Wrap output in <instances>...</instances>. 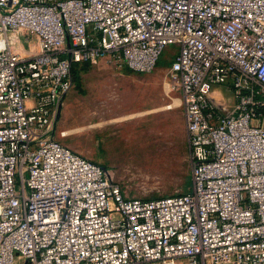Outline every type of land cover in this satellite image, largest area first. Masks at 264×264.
<instances>
[{"label": "built area", "instance_id": "2783aa9c", "mask_svg": "<svg viewBox=\"0 0 264 264\" xmlns=\"http://www.w3.org/2000/svg\"><path fill=\"white\" fill-rule=\"evenodd\" d=\"M170 44L192 183L128 197L55 123L75 63ZM263 117L264 0H0V264H264Z\"/></svg>", "mask_w": 264, "mask_h": 264}, {"label": "rangeland", "instance_id": "374dc122", "mask_svg": "<svg viewBox=\"0 0 264 264\" xmlns=\"http://www.w3.org/2000/svg\"><path fill=\"white\" fill-rule=\"evenodd\" d=\"M177 48L167 46L149 72L112 57L77 65L55 123L58 138L108 168L128 197L172 195L192 183L181 94L167 85ZM217 88V99L232 95L226 82Z\"/></svg>", "mask_w": 264, "mask_h": 264}, {"label": "trees", "instance_id": "16d2710c", "mask_svg": "<svg viewBox=\"0 0 264 264\" xmlns=\"http://www.w3.org/2000/svg\"><path fill=\"white\" fill-rule=\"evenodd\" d=\"M79 64H80V62L75 63L74 68H73L74 79H75L76 81H77V79L79 78V75L77 74V70H76L77 65H79Z\"/></svg>", "mask_w": 264, "mask_h": 264}, {"label": "crops", "instance_id": "0c3cea01", "mask_svg": "<svg viewBox=\"0 0 264 264\" xmlns=\"http://www.w3.org/2000/svg\"><path fill=\"white\" fill-rule=\"evenodd\" d=\"M81 63H83V62H80V64H81ZM80 64H79V65H80ZM127 68H128V67H127ZM129 69H130V68H129ZM217 91H219V90H218V88L216 87V89H215V91H214V94L220 93V92H217Z\"/></svg>", "mask_w": 264, "mask_h": 264}, {"label": "bare ground", "instance_id": "6f19581e", "mask_svg": "<svg viewBox=\"0 0 264 264\" xmlns=\"http://www.w3.org/2000/svg\"><path fill=\"white\" fill-rule=\"evenodd\" d=\"M174 104H172L171 106H169V108H172ZM64 134H68V132H64Z\"/></svg>", "mask_w": 264, "mask_h": 264}, {"label": "water", "instance_id": "95a60500", "mask_svg": "<svg viewBox=\"0 0 264 264\" xmlns=\"http://www.w3.org/2000/svg\"><path fill=\"white\" fill-rule=\"evenodd\" d=\"M61 108H62V104L60 105V110H61Z\"/></svg>", "mask_w": 264, "mask_h": 264}]
</instances>
